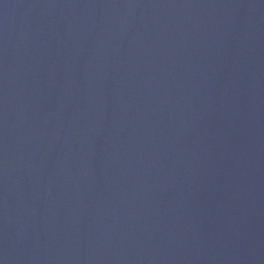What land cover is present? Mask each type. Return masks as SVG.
I'll list each match as a JSON object with an SVG mask.
<instances>
[{
  "label": "water",
  "instance_id": "obj_1",
  "mask_svg": "<svg viewBox=\"0 0 264 264\" xmlns=\"http://www.w3.org/2000/svg\"><path fill=\"white\" fill-rule=\"evenodd\" d=\"M0 264H264V0H0Z\"/></svg>",
  "mask_w": 264,
  "mask_h": 264
}]
</instances>
